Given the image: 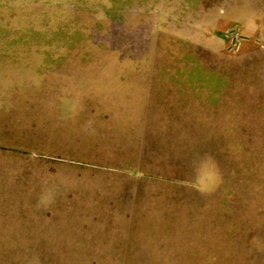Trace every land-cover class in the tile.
Returning <instances> with one entry per match:
<instances>
[{"label":"rangeland","instance_id":"obj_1","mask_svg":"<svg viewBox=\"0 0 264 264\" xmlns=\"http://www.w3.org/2000/svg\"><path fill=\"white\" fill-rule=\"evenodd\" d=\"M222 1L0 0V264H264V0Z\"/></svg>","mask_w":264,"mask_h":264},{"label":"crops","instance_id":"obj_2","mask_svg":"<svg viewBox=\"0 0 264 264\" xmlns=\"http://www.w3.org/2000/svg\"><path fill=\"white\" fill-rule=\"evenodd\" d=\"M109 7L117 14L148 15L152 29L176 32L190 27L209 32L222 24L223 7L224 14L233 13L222 0H109Z\"/></svg>","mask_w":264,"mask_h":264}]
</instances>
